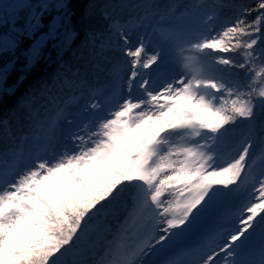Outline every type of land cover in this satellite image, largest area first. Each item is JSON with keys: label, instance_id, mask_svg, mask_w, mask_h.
<instances>
[{"label": "snow or ice", "instance_id": "snow-or-ice-1", "mask_svg": "<svg viewBox=\"0 0 264 264\" xmlns=\"http://www.w3.org/2000/svg\"><path fill=\"white\" fill-rule=\"evenodd\" d=\"M222 6H186L181 16L189 23L153 29L163 44L151 54L144 36L130 46L114 20L128 68L107 69L110 85L65 78L79 94L43 120L25 103L30 130L0 151V264H264V148L252 153L257 139L264 145V0L237 5L217 28ZM52 7L64 9L62 19L37 35ZM112 7L139 10L130 27L175 10L156 0ZM20 9L26 15L18 26ZM3 24L0 55L15 57L24 38L32 41L21 53L23 72L49 41L60 38L62 51L73 32L63 0L0 4ZM14 70L15 60L0 65V98L11 94L6 82ZM93 70L105 71L99 64ZM0 131L15 141L10 123ZM242 193L244 202L220 215Z\"/></svg>", "mask_w": 264, "mask_h": 264}, {"label": "trees", "instance_id": "trees-1", "mask_svg": "<svg viewBox=\"0 0 264 264\" xmlns=\"http://www.w3.org/2000/svg\"><path fill=\"white\" fill-rule=\"evenodd\" d=\"M49 2V1H48ZM122 0H66L67 5V25L73 30L68 45L61 51L56 47L60 42V38L54 41H49L47 49L44 52L43 58L40 59L35 66L27 72L20 71L24 63L22 51L30 47L32 41L24 38L20 47L17 49L15 57L4 54L0 55V65L8 63L10 60H15L16 70L12 71L7 79L6 87L11 89V94H5L0 98V123L8 122L12 125L13 136L15 141L12 142L4 137L0 131V151L7 148L18 146L21 142V136L30 130L31 121L26 118L25 103H30L32 108L37 111L36 118L43 120L55 112V110L63 105V103L73 95H78L79 90L66 87L62 84L65 78L71 80L85 79L88 81L89 87H104L110 85L113 81L107 75V69L111 68L114 63H120L126 70L125 56L120 50L118 35H113L115 29L112 27V22L118 20L124 31L130 36V46H134V38L141 36L150 37L157 34L161 38L159 32H154L153 29H163L168 27H176L189 23L188 17H182L187 9L186 6L196 3V0H156V3L161 5L165 10L175 5L174 11H168V14L161 18L157 15L150 18L139 27H130L129 20H133L140 15L139 10H120L114 5H118ZM129 3H136L139 0H128ZM214 0H203L205 6L213 3ZM52 4V2H49ZM223 5L219 9L218 20L216 27H220L225 21L234 18L237 5H247L255 7L256 0H219ZM18 12L21 16L17 20V25L23 23V11ZM39 10V9H38ZM62 8H49L42 16V24L40 32L37 35L47 32L51 20L58 16L61 20ZM203 11H211L205 7ZM110 13V15H106ZM202 15L191 21L194 29L199 28ZM8 25H0V31L7 30ZM63 33V29H60ZM92 33L96 39L92 40L89 33ZM101 42H106L111 45L108 48H100ZM167 50V47H165ZM99 64L105 71H94L93 66ZM77 70H79L77 72ZM77 72L73 76L72 73ZM83 103V101H80ZM244 124L241 123L238 131L242 132ZM264 148L257 139L255 146L252 149L253 156L259 155L261 149ZM259 164V161H258ZM247 198V193H242L239 200L233 207H226L220 211V215L234 211ZM109 223H114L109 219ZM207 231L215 228V223L208 219L204 223ZM260 240L257 237L254 241V246H259Z\"/></svg>", "mask_w": 264, "mask_h": 264}, {"label": "rangeland", "instance_id": "rangeland-1", "mask_svg": "<svg viewBox=\"0 0 264 264\" xmlns=\"http://www.w3.org/2000/svg\"><path fill=\"white\" fill-rule=\"evenodd\" d=\"M49 2H52V4H59L60 2H61V0H48ZM16 2H18V0H0V4H4V5H8V4H12V3H16ZM25 2L26 3H28V4H31V5H33V6H36V5H38L39 3H40V0H25ZM63 2L65 3L66 2V0H63ZM55 8H57V7H55ZM21 10H23V9H20V10H18V12L19 11H21ZM37 11H39L38 9H37ZM23 13V17H25V15H26V9L22 12ZM19 16H21V14L19 13L18 14ZM54 20H60L59 18H58V16H55L52 20H51V22L49 23V25L54 21ZM18 23V22H17ZM3 25H5V24H3ZM7 31H8V27H7V30H5V31H0V36H2V35H4L5 33H7ZM40 35V34H39ZM131 37H132V35L130 36V39H131ZM139 38V37H138ZM138 38H134V40H133V43H135V45L138 43ZM144 43H145V47H146V49H147V51H148V53L149 54H151L152 52H154V51H159L160 50V48L162 47V44H163V42H162V38H159V36H157V34H153V35H151L150 37L148 36V37H145V41H144ZM134 45V46H135ZM133 46V47H134ZM165 52H166V54H168V55H170V53H168V49L166 50V48H165ZM127 59H130V58H127ZM166 64L167 63H169L170 61L168 60V58H167V55H166ZM125 64H127V60H126V58H125ZM127 68H128V65H127ZM126 68V69H127ZM146 73H148L149 72V70H144ZM152 75L153 76H155V73H152ZM169 255H171V253H169Z\"/></svg>", "mask_w": 264, "mask_h": 264}]
</instances>
